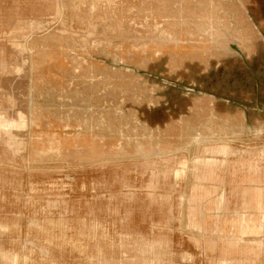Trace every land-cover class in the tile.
<instances>
[{"label": "rangeland", "instance_id": "obj_1", "mask_svg": "<svg viewBox=\"0 0 264 264\" xmlns=\"http://www.w3.org/2000/svg\"><path fill=\"white\" fill-rule=\"evenodd\" d=\"M0 264H264V0H0Z\"/></svg>", "mask_w": 264, "mask_h": 264}]
</instances>
